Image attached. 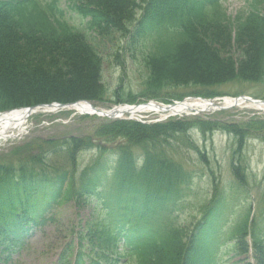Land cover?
<instances>
[{
	"label": "trees",
	"instance_id": "trees-1",
	"mask_svg": "<svg viewBox=\"0 0 264 264\" xmlns=\"http://www.w3.org/2000/svg\"><path fill=\"white\" fill-rule=\"evenodd\" d=\"M69 2L89 33L64 19L56 1L0 0V110L104 102L107 90L97 48L103 42H125L134 51L146 38L161 34L165 38H158L155 52L145 57L146 98L158 100L169 90L194 88L201 91L193 94L208 91L196 96L212 99L223 96L215 89L228 84L264 85V0L236 18L228 16L221 0ZM216 132L233 138V173L243 182L248 163L244 150L249 139L264 143V117L231 124L218 118L149 125L108 121L91 136L66 141L73 160L70 171L56 172L40 160L55 150L53 140L39 142L40 151L17 165L0 163V264H9L25 248L42 215L66 197L79 212L93 206L97 218L77 242H68L58 264H122L128 255L133 264H220L217 258L211 261L210 241L227 196L216 185L201 220L192 228L176 224L173 215L191 193L192 176L168 154L196 151L209 165L195 134L206 139ZM88 150L96 151L95 160L76 178L75 155ZM70 179L75 182L68 183ZM248 224L249 217L236 226L237 251L249 253L246 239L251 234L255 264H264L262 228L256 221L251 229ZM122 247L126 253L118 252Z\"/></svg>",
	"mask_w": 264,
	"mask_h": 264
},
{
	"label": "rangeland",
	"instance_id": "rangeland-1",
	"mask_svg": "<svg viewBox=\"0 0 264 264\" xmlns=\"http://www.w3.org/2000/svg\"><path fill=\"white\" fill-rule=\"evenodd\" d=\"M58 1V7L66 12L65 19L69 20L78 29L87 31L84 23H82V19L79 18L80 16L73 13L70 8H68L70 4L69 1ZM224 1L225 10L228 12V15L232 17L251 12V4L255 3V0ZM262 10L264 13V9ZM158 38L159 37L155 36L145 40L144 43L137 47L135 54L124 49V44L117 43V45L113 46L106 43L102 44L100 51L105 60L104 82L108 89V98L110 101L115 102L117 100L115 91L119 90L123 99H126L131 94L136 98L137 104L148 103L149 99L141 96L148 77V72L144 64L145 59L143 58L148 53L156 50ZM120 61L121 63H119ZM200 91V89L194 88H179L169 90L167 93L177 97L186 96V98L208 93L207 90H204L201 94L192 95ZM215 91L219 95L227 94L223 96L222 99L232 98L233 96L239 97L242 93H244L243 95L255 98L257 97L255 95L264 96V85H242L240 83H233L222 86V88H217ZM261 97L258 98L262 99ZM115 106L116 103L110 102H106L105 105H100L104 110L113 109ZM256 114L264 116L262 111L246 107H236L223 114L220 112L217 114L202 113L199 116L218 118L230 124L235 121H245V119H248L247 117H252ZM41 117L40 120L34 117L30 118L26 126L27 135L24 134L15 139L9 138L8 140H0V161L7 164H16L15 162L24 154L23 151H20V148L27 143L24 140H26L27 137L31 138V135H39L40 138H52L58 135L74 134L76 126L88 128L92 125L90 121H80L79 119L81 116L78 115V113H74V111H65L62 114H43ZM161 118V115L148 112L147 114L137 116L136 119L145 122H158ZM195 141L200 150L206 151L207 159L210 163L208 167L199 162V157L194 152L187 153L185 150H182L179 154L175 152L168 153L178 162L185 164L188 169L190 167V172L194 175L193 184L195 188L188 201L185 200L178 207L179 209L174 213L173 219L176 221V224L180 223L181 225H190L195 222L196 219L199 218L207 201L212 197L214 184L219 183L230 195V200L227 201V207L223 214L225 225L221 230L222 234L220 236L221 249L224 251L222 264H246V260L236 255L235 248H233L234 242L232 238H230V232H228V230L233 220L237 219L239 215H245L251 210V213H255V215L259 217L260 213H262L264 235V145L258 141L249 142L245 153L246 161L248 162L246 167L247 184L241 186L234 173H232L231 160L234 152L232 151L234 148V141L230 136L225 133L216 132L213 137H208L206 142L199 137L198 141L196 139ZM19 152H21V154L16 156ZM52 214L55 221H47L41 231L35 233V237L28 243L26 246L27 248L14 257L12 264H53L56 262L63 244L71 238L72 231H78V229L84 226L91 217L92 212L88 209L82 214L76 215L72 204L66 203L58 205ZM49 217L51 218V214H47V218ZM252 259L253 258L249 260V263Z\"/></svg>",
	"mask_w": 264,
	"mask_h": 264
},
{
	"label": "bare ground",
	"instance_id": "bare-ground-1",
	"mask_svg": "<svg viewBox=\"0 0 264 264\" xmlns=\"http://www.w3.org/2000/svg\"><path fill=\"white\" fill-rule=\"evenodd\" d=\"M227 106V107H241V108H252L254 110H260L264 112V105L262 104H254L246 101H233L231 99H225L220 106ZM72 111L77 110L79 112L83 111H90V107L88 104H84L81 106H75L70 108ZM45 110V109H43ZM216 107L208 102L204 101H191L189 103L180 104V106H176L173 108L166 109L160 105L158 106H148V107H137V108H118L116 114L121 117H126L127 115H131L133 118H137L139 115L147 114L148 112H152L157 115H161L162 117L167 116H190L193 113H211L215 112ZM49 112V110H48ZM28 118L24 112H14L8 113L7 115L0 116V139H6L10 135H19L25 129L24 126L26 125Z\"/></svg>",
	"mask_w": 264,
	"mask_h": 264
},
{
	"label": "water",
	"instance_id": "water-1",
	"mask_svg": "<svg viewBox=\"0 0 264 264\" xmlns=\"http://www.w3.org/2000/svg\"><path fill=\"white\" fill-rule=\"evenodd\" d=\"M238 101L239 100H245V101H249V102H252V103H256V104H262V105H264V101H260V100H252V99H249L248 97H243V98H239V99H237ZM227 109V107H223V108H221V110H226Z\"/></svg>",
	"mask_w": 264,
	"mask_h": 264
}]
</instances>
